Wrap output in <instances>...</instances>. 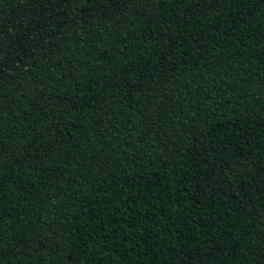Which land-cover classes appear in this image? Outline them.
Returning a JSON list of instances; mask_svg holds the SVG:
<instances>
[{
    "label": "trees",
    "instance_id": "obj_1",
    "mask_svg": "<svg viewBox=\"0 0 264 264\" xmlns=\"http://www.w3.org/2000/svg\"><path fill=\"white\" fill-rule=\"evenodd\" d=\"M0 264H264V0H0Z\"/></svg>",
    "mask_w": 264,
    "mask_h": 264
}]
</instances>
